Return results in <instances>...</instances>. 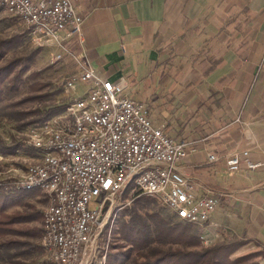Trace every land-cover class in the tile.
Segmentation results:
<instances>
[{
	"label": "crops",
	"instance_id": "crops-1",
	"mask_svg": "<svg viewBox=\"0 0 264 264\" xmlns=\"http://www.w3.org/2000/svg\"><path fill=\"white\" fill-rule=\"evenodd\" d=\"M73 2L84 18L83 42L73 38L68 52L80 67L122 79L135 100L147 103L156 126L195 147L178 167L197 195L224 192L199 183L190 169L210 165L217 181L224 172L237 174L245 190L224 193L233 208L221 213L219 204L211 221L237 224L264 245V166L246 180L226 168L228 156L244 149L264 162V0ZM178 115L182 136L168 129Z\"/></svg>",
	"mask_w": 264,
	"mask_h": 264
},
{
	"label": "built area",
	"instance_id": "built-area-1",
	"mask_svg": "<svg viewBox=\"0 0 264 264\" xmlns=\"http://www.w3.org/2000/svg\"><path fill=\"white\" fill-rule=\"evenodd\" d=\"M0 10L17 18L36 43L67 50L77 37L83 42L84 18L73 0H0ZM53 60L62 58L60 51ZM80 62V61H79ZM79 85L84 89L76 94ZM75 93L65 111L47 120L46 127L27 130L24 141L39 149L45 165L33 167V178L10 181L9 188L33 185L54 188L52 205L42 220L43 244L50 261L64 264H103L102 225L120 192L162 202L177 218L201 228L210 225L221 194L196 184L179 170L195 147L156 126L147 106L135 100L122 79L110 80L90 67L69 78ZM209 160L217 159L210 154ZM264 166L244 149L226 159L229 172H251ZM65 182V191H58ZM94 206L90 207V203Z\"/></svg>",
	"mask_w": 264,
	"mask_h": 264
},
{
	"label": "rangeland",
	"instance_id": "rangeland-1",
	"mask_svg": "<svg viewBox=\"0 0 264 264\" xmlns=\"http://www.w3.org/2000/svg\"><path fill=\"white\" fill-rule=\"evenodd\" d=\"M26 31L19 20L0 11V41L13 39L20 34L22 36L16 44L4 50L1 62L16 57H24L32 50L39 49V53L35 57L29 71L24 75V81L20 84L18 91L15 93H4L0 102V205L6 203L2 213L4 215L24 214L27 211L34 212L35 216H38L37 220L15 224L14 226L24 230L34 229L36 233L38 230L40 235L37 234L36 236V233H32L34 235L9 234L1 236L0 244L9 239H16L24 243L11 244L9 247L1 246V244L0 264H53L49 259L48 251L41 245L44 234L42 227L43 211L47 203H49V196L40 189L16 192L17 190H12L9 187L11 179L17 174L19 177L28 166L38 159V156L34 155L37 151H33L24 141L27 128L31 125V121L37 117V110H46L59 105L65 106L73 96L72 91L65 87V83L73 75L77 74L81 67L79 58L75 54L57 49L55 45L36 43L35 39ZM59 51L62 58L54 61L53 56ZM81 86L76 94H80L83 91L84 86ZM32 96L38 97L21 103L18 102L25 97ZM144 103L147 105L146 102ZM147 109L150 114L149 106ZM52 118H55V116ZM171 119L170 128L168 129L177 136H182V131L179 130L182 129L184 119L181 115H178L175 121L174 117ZM32 127H29L28 130ZM178 128L180 129L178 130ZM195 133H197V130ZM15 144H19L20 149L13 154L6 153L9 150L8 148ZM201 155L203 156V154ZM211 167L210 165L196 166L193 170L190 169V173L199 183L217 188V190L232 197L241 194L245 190L242 180L238 179L239 177L235 178L237 174L224 172L225 176L218 178L219 181H217L211 173ZM240 173H242L243 180L249 177L248 172ZM233 175L235 176L233 177ZM123 193L120 192V196L115 199L109 210V215L105 217V222L102 225L103 239L109 240L111 229L117 228L121 222L127 221L129 218L133 220L144 236L151 237L157 234L159 226L164 223L165 219L178 221L172 216L173 212L168 210L159 200L135 201V198L129 192ZM224 193H222V197L225 196ZM224 198L220 200V211L226 214L224 209L227 207L233 208V206L231 205L232 202H226L229 199ZM89 206H94V203H90ZM226 216L228 217L229 215ZM214 217L217 218L218 216L215 214ZM221 221V223H217L212 220L207 227L201 228L197 225V227L191 228L200 238V245L197 248L208 247L222 242L245 240V243L233 254L235 257L261 250L264 247L261 240L247 238V230L241 234L237 230L239 229L237 224L233 226L229 222ZM106 229L108 234L105 235ZM110 241L112 242L114 239L111 238ZM118 242L120 243L121 241L119 240ZM32 246H39L40 248L37 251L27 252L28 248H32ZM107 246L108 244L103 245L102 254H106ZM175 247L186 248L187 246L156 240H152L149 243V248L151 249ZM105 261L103 264H105ZM249 262H264V256H255Z\"/></svg>",
	"mask_w": 264,
	"mask_h": 264
},
{
	"label": "trees",
	"instance_id": "trees-1",
	"mask_svg": "<svg viewBox=\"0 0 264 264\" xmlns=\"http://www.w3.org/2000/svg\"><path fill=\"white\" fill-rule=\"evenodd\" d=\"M21 37L20 34L13 39L0 41V102L3 99L4 93H15L18 91L20 84L24 81V75L29 71L35 57L39 53V49L36 48L24 57H16L1 62L4 50L16 44ZM36 97H25L18 102L21 103L30 99L32 100ZM66 105L67 104H65V106L59 105L41 111L37 110V117L31 121L29 127H35V125L38 126L39 124L47 122L50 118L63 113ZM8 149L9 150L6 153L13 154L20 149V146L19 144H15ZM31 149L35 151L33 148ZM35 154L37 156L36 152L34 155ZM18 191L20 190H17L16 192ZM125 193L126 192L123 194ZM149 199L156 200L155 198L148 196H139L135 198V201ZM5 205L6 203L0 205V237L9 234L30 236L34 235L32 233H36V230L34 229L24 230L15 228L14 226L15 224L37 220L38 216H35L34 212L27 211L24 214L4 215L2 213ZM172 216L178 221L165 219L164 223L159 226L157 234L153 237L144 236L131 218L127 221L121 222L117 228H112L106 251L105 264H264V262H249V260L255 256H264V247L261 250L235 257L233 256L239 247L245 243V240L222 242L208 247L197 248L200 245V238L191 229L192 227L197 226L177 218L174 213H172ZM37 234L40 235L38 230L36 236ZM106 234H108L107 229L105 235ZM111 238H113L114 241L111 242ZM118 239L121 241L120 243L118 242ZM152 240L179 243L187 247L151 249L149 248V243ZM18 243L24 242H20L16 239H9L3 241L1 243L2 245H0L9 247L11 244L14 245ZM39 248V246H32V248L29 247L27 252L37 251Z\"/></svg>",
	"mask_w": 264,
	"mask_h": 264
},
{
	"label": "bare ground",
	"instance_id": "bare-ground-1",
	"mask_svg": "<svg viewBox=\"0 0 264 264\" xmlns=\"http://www.w3.org/2000/svg\"><path fill=\"white\" fill-rule=\"evenodd\" d=\"M47 122L39 124L38 126L32 127L30 130H37V128L46 127ZM37 151L39 156V149L33 148ZM38 165H45V158L39 156L37 161L28 166L24 173H22L18 178L19 179H28L33 178V167H38ZM40 189L44 191V186H41V179H33V185L18 186V188H13V190H32ZM58 191H65V182H58ZM45 193L49 196V204L52 205V197H54V188H45ZM43 220H46V213H43ZM44 232V227H43ZM44 235V234H43ZM43 244V239H42ZM51 257V249H46ZM55 264H64V262H56Z\"/></svg>",
	"mask_w": 264,
	"mask_h": 264
}]
</instances>
